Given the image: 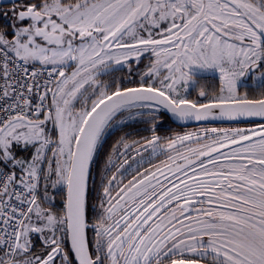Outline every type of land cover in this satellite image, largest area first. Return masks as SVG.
I'll return each instance as SVG.
<instances>
[{
    "label": "snow or ice",
    "instance_id": "obj_1",
    "mask_svg": "<svg viewBox=\"0 0 264 264\" xmlns=\"http://www.w3.org/2000/svg\"><path fill=\"white\" fill-rule=\"evenodd\" d=\"M2 11L0 264H264V0Z\"/></svg>",
    "mask_w": 264,
    "mask_h": 264
},
{
    "label": "flooded vegetation",
    "instance_id": "obj_2",
    "mask_svg": "<svg viewBox=\"0 0 264 264\" xmlns=\"http://www.w3.org/2000/svg\"><path fill=\"white\" fill-rule=\"evenodd\" d=\"M192 72L194 79L189 82V88L188 92L191 94H195L198 85L200 86H205V87H214L218 86L219 79H220V73L218 68L215 66L211 67H202L199 65H194L192 66ZM258 87H264V79H254V73L249 72L246 75L240 77L238 80V88L241 90H255ZM131 123V122H130ZM132 127H135L134 125H131ZM160 126L162 128H167L171 127L174 130H180L182 127L187 129V128H192L195 127L196 125H191V126H178L176 124H172L170 121H168V117L165 116V119L160 122ZM109 131V136H111L112 131Z\"/></svg>",
    "mask_w": 264,
    "mask_h": 264
},
{
    "label": "trees",
    "instance_id": "obj_3",
    "mask_svg": "<svg viewBox=\"0 0 264 264\" xmlns=\"http://www.w3.org/2000/svg\"><path fill=\"white\" fill-rule=\"evenodd\" d=\"M11 6V3L10 4H6V5H3V4H0V24L4 23L5 22V17L3 15V9L6 8V7H10ZM8 16L10 17L11 16V13H8ZM125 72L127 71L126 69L124 70Z\"/></svg>",
    "mask_w": 264,
    "mask_h": 264
},
{
    "label": "water",
    "instance_id": "obj_4",
    "mask_svg": "<svg viewBox=\"0 0 264 264\" xmlns=\"http://www.w3.org/2000/svg\"><path fill=\"white\" fill-rule=\"evenodd\" d=\"M12 2H13V0H0V4H3V5L10 4ZM176 125H178V126H191V125H195V124L194 123H189V124H186V125H180V124L177 123Z\"/></svg>",
    "mask_w": 264,
    "mask_h": 264
}]
</instances>
